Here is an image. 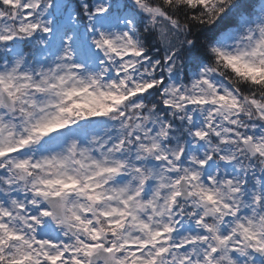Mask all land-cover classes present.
Masks as SVG:
<instances>
[{"label": "snow or ice", "instance_id": "snow-or-ice-1", "mask_svg": "<svg viewBox=\"0 0 264 264\" xmlns=\"http://www.w3.org/2000/svg\"><path fill=\"white\" fill-rule=\"evenodd\" d=\"M0 264H264V0H0Z\"/></svg>", "mask_w": 264, "mask_h": 264}]
</instances>
